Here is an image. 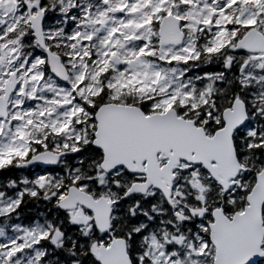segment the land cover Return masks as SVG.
<instances>
[{
	"label": "flooded vegetation",
	"instance_id": "obj_1",
	"mask_svg": "<svg viewBox=\"0 0 264 264\" xmlns=\"http://www.w3.org/2000/svg\"><path fill=\"white\" fill-rule=\"evenodd\" d=\"M260 1L264 3V0ZM203 3L204 0H0V96L4 93L6 83L11 88V94L7 97L8 101L5 107L6 116L1 117L0 121L3 120L5 123L11 124L12 127L15 125L16 120L12 116L14 99H21L22 108L28 111L25 114L28 119L26 123L28 131V138L25 142L26 151L20 155L11 150L7 153V160L0 164V197L4 196V191H7L10 196L9 198L4 196L1 201L9 200L12 202L11 207H14L15 201L23 193V182H36L38 178H46L52 173L51 165L41 167L30 164L29 160L32 156L53 149L54 152L63 153L62 159L70 157L68 156L71 155L68 151L69 147L60 144L58 137L50 130L53 126L49 118L59 112L56 108L60 107L61 109L59 101L68 98L69 100L64 101V104L67 106L75 104L81 108V111L87 112L89 117L85 120L86 124L91 123L93 126L92 116L96 107L105 104V102L116 103L111 100L117 99V91L125 88L116 85L115 88H118L110 89L108 85H105V82L110 81L115 75L123 76L122 70L127 66L128 60V65H132V61L136 65L139 59L128 58L126 60L119 51L106 58V49L104 55L107 63L95 65L92 59L94 57L102 59L100 42L105 41L112 50L122 42H126V37H123L120 31L130 27L127 23L128 20H134L132 27L145 29L149 33V36H144V38L131 36V41L137 48L144 46L154 50L157 55H143L145 58L159 61L158 55L164 49L175 50L178 47L185 53V42L190 38V51L185 53V59L177 61V64L186 69L185 77L197 78L194 83L202 86L205 76L221 75L223 70L226 71L230 65L229 61H224L227 55L224 54L221 60L218 51H203L204 38L211 37V33L201 23L210 26V22L213 20L212 16L202 17L200 11L195 10V8L204 10ZM206 10L210 13L209 8ZM226 12L228 13V9ZM262 16L264 18V10L257 18ZM164 19L178 23L179 30L183 34L180 46L158 47L160 22ZM187 24H192V29L189 27L187 29ZM250 27L259 28L261 24L256 20ZM85 34H90L88 39L84 38ZM222 50L225 52V48ZM231 51L234 55H231ZM231 51L228 53L230 58L232 56L237 58L238 55L251 56V54L237 49L236 45L235 49H231ZM49 53L58 57L64 70L61 76L56 75L53 71L48 59ZM260 57L262 58V55ZM75 59H81L86 64V72H91L92 68H100V74L95 78L77 83L72 77V61ZM237 59L240 60V57ZM162 63L170 65L173 61L162 59L160 64ZM235 63L236 59L232 60L230 70L239 77L240 72ZM206 69L213 71L206 73ZM221 83L222 81L215 79V84L208 95L212 94V89L218 93ZM89 86L91 91H81L82 87L87 89ZM95 86L98 90L93 92ZM221 92L219 91V93ZM208 95L206 92L207 97ZM40 102H42L41 105ZM144 106L148 105L144 104ZM39 107L48 110L43 112L39 110ZM171 107L176 111L184 110V106H179L177 102L173 103ZM191 115L196 116L199 113L192 112ZM79 116L80 114H73L70 117L72 131L82 126ZM16 136L17 134H14L13 138L10 137L11 140L17 142ZM6 137L8 136L6 135ZM80 141L70 143L76 147L73 150L74 153L78 152L80 146L87 142V140ZM76 144L79 146L77 147ZM8 211L0 214V220L7 217L5 214ZM197 223L188 240L192 245L188 246H198L199 241L204 240L202 223L201 221ZM1 227L8 234L15 235L20 234L25 228L24 225L16 222L5 223ZM150 234L157 245L162 243L159 231L153 230ZM1 240L2 238H0L1 246L5 247L6 244H9V242Z\"/></svg>",
	"mask_w": 264,
	"mask_h": 264
},
{
	"label": "trees",
	"instance_id": "obj_2",
	"mask_svg": "<svg viewBox=\"0 0 264 264\" xmlns=\"http://www.w3.org/2000/svg\"><path fill=\"white\" fill-rule=\"evenodd\" d=\"M218 56L223 59L222 49L219 50ZM212 71L206 69L205 72ZM226 74L218 88L221 93H216L213 89L206 102L198 104L196 109H190L188 106L178 111L184 118L193 119L195 124L203 126L210 135L221 127L219 115L215 121L210 115H206L212 112V104L216 105L215 109L219 113L231 104L235 96L247 103L249 119L246 128L252 131L238 129L232 136L236 157L245 170L230 183L226 193L208 177L202 167L184 165L175 172L176 205L168 204L160 193L154 190L144 196L132 194L122 197L133 181L142 178L130 175L123 169L111 174H104L99 169L97 165L101 154L88 141L92 135L91 126L92 129H87L88 134L84 139L87 140L86 144L53 168L54 174L47 183L39 188L35 187L31 194H23L17 205L6 214L7 219L2 222H16L26 226L32 222H42L50 228L49 235L37 244L41 252L39 264H98L93 258L92 247L102 239L107 243L105 238L111 235L126 239L132 264H148L149 258L142 254L148 246L146 237L149 232L159 231L162 243L164 239H172L170 243H166L167 249H170L176 247L173 240L184 238L188 241L198 221H201L205 240L208 241V231L204 226L211 221L212 209L220 206L227 215L242 209L245 196L253 185L254 176L264 165V98L258 99L259 104L252 107L248 98L256 92V88L241 83L233 71ZM118 102L135 104L141 106L144 111H149V108L144 106L148 101L139 99L133 87L125 90V95L120 94ZM192 112H198L199 115L193 116ZM159 162H163L161 158ZM70 184L85 185L84 190L93 196L106 195L108 198L119 200L112 208L111 230L108 234L98 233L91 221L87 222L86 226L77 224L70 214L58 209L56 201ZM4 193L9 195L7 191ZM262 217L264 225V206ZM262 249L264 250V242ZM212 253L213 249L209 247V257L205 264H211ZM255 264H264V259Z\"/></svg>",
	"mask_w": 264,
	"mask_h": 264
},
{
	"label": "water",
	"instance_id": "obj_3",
	"mask_svg": "<svg viewBox=\"0 0 264 264\" xmlns=\"http://www.w3.org/2000/svg\"><path fill=\"white\" fill-rule=\"evenodd\" d=\"M158 35L159 45H177L182 40L178 23L164 19ZM236 47L248 53L261 52L264 58V37L255 28H249L236 42ZM49 63L56 75L64 72L58 57L48 54ZM11 88L5 87L0 97V116L5 115L6 99ZM230 107L221 112L222 127L210 136L202 126H196L191 119L177 116L173 108L163 113L145 114L139 107L105 103L97 107L94 114L95 133L91 141L103 154L99 163L105 172L124 168L129 174L144 176L125 191L124 196L144 195L152 187L171 203L173 171L180 161L202 166L212 180L225 193L228 182L234 180L244 167L236 157L232 135L243 127L248 118L245 103L234 97ZM161 155L164 164L158 163ZM59 155L37 154L30 163L41 167L56 165ZM253 185L246 194L242 210L226 216L222 207L211 211L212 221L207 225L208 240L214 249L212 264H253L264 259L262 250L264 225L262 208L264 204V165L254 176ZM58 200L61 211L81 205L92 213L93 224L101 233L110 229L112 200L103 196L94 198L88 192L70 186ZM95 259L99 264H131L124 238L112 237L110 243L97 247Z\"/></svg>",
	"mask_w": 264,
	"mask_h": 264
},
{
	"label": "rangeland",
	"instance_id": "obj_4",
	"mask_svg": "<svg viewBox=\"0 0 264 264\" xmlns=\"http://www.w3.org/2000/svg\"><path fill=\"white\" fill-rule=\"evenodd\" d=\"M205 9L195 8V10L200 11V16H212L213 20L210 26L206 23H201L204 28L211 33V37L204 38L205 43L203 44L204 52H214L225 48L224 54L228 56V53L231 49H235L236 38L242 36L245 32L246 27L252 26L257 20L260 22L261 27L256 29L264 35V18L263 16L257 18V16L263 12L264 3L260 0H204ZM209 8L210 13L208 10ZM228 9V13L226 10ZM211 19V17H210ZM134 20H128V25L130 27L121 30L123 37H126V42H122L120 45H117L114 50L105 41L100 42V52L102 55L101 58L94 57L92 61L95 65L100 63H107L106 58L115 52L121 53L123 57L128 60L135 59L138 60L136 65H128L122 70L123 76L115 75L110 81L106 83L110 89H116V85L125 87H133V91L138 94V97L143 96L145 99L149 100L148 106L149 110L155 112H164L167 108L171 107L173 103L177 102L179 106L189 105L194 110L196 106L200 103H204L207 100V95L210 93V89L215 84V79L220 81L224 80V74L231 72L232 60L236 59L235 66L238 67L240 75L237 77L244 84L252 85L256 88V92L251 94L248 98L249 105L256 107L259 104L258 99L264 98V59L260 55H244L240 57V60L237 58H230L226 56L224 61H229L230 65L227 67L226 71H223L221 75H209L205 76L203 79V85L195 84V79H190L185 77L186 69H183L180 64H177V61H182L185 59V53L189 52L191 45H189L190 38L185 42V53L182 52L181 48L177 49H164L159 56L160 60H171L172 64H160V60H153L146 56L156 55L154 50L143 48H137L131 41V36H149V33L145 29L132 27ZM188 27L192 29V24H187ZM109 33V31H107ZM90 34H85L84 38L88 39ZM240 39V38H239ZM238 40V39H237ZM106 49L107 56L105 58ZM156 50V49H155ZM234 55L233 51H231ZM230 52V53H231ZM160 64V65H159ZM108 65V64H105ZM86 64L80 59H75L72 61V77L77 83H80L82 80L91 79L98 76L101 72L100 68H92L91 72H86ZM112 69V67H111ZM115 70V69H114ZM227 75V74H226ZM87 76V77H86ZM197 81V80H196ZM95 88V89H94ZM93 92L98 89L93 87ZM213 90V89H212ZM81 91H91L90 86L87 89L81 88ZM117 94V93H116ZM117 97V95H116ZM69 100L68 98L62 99L59 101V105L56 108L59 110L58 113L52 115L49 119L51 125L53 126L51 133H54L58 137L60 144L68 146L70 153L73 152L74 148L72 142L84 140L87 137V122L85 121L89 114L87 112L81 111V108L75 104L67 106L64 104V101ZM42 102H40L41 105ZM52 104V103H51ZM39 105V106H40ZM216 105L212 104L210 110L211 113H206L210 115L212 120H217L219 113L215 109ZM55 108V106H53ZM13 108V119L16 120L15 125L12 127L11 124L5 123L3 120L0 121V164L3 161L7 160V153L11 150H14L16 153L22 155L26 151V144L28 138L27 131V117L25 116L28 111L22 108L21 99H14ZM43 112L47 110L45 108H40ZM50 111V110H49ZM73 114H80L79 121L82 124L78 129L72 131V120L70 117ZM246 130L252 131V129L246 128ZM17 134L15 140H11L13 135ZM7 135L10 141H7V138L2 139L3 136ZM66 139V140H62ZM53 146L55 144H52ZM78 147L79 145L76 144ZM53 150V149H52ZM13 151V152H14ZM54 152V151H53ZM70 156V155H68ZM71 157V156H70ZM62 162V161H61ZM45 182L44 178H38L35 182L36 185H42ZM70 186V185H69ZM80 189L84 190L85 185H77ZM25 192L31 193L32 188L26 187L23 188ZM177 190L175 186L174 192ZM65 194V193H63ZM62 194V196H63ZM61 196V197H62ZM60 197V198H61ZM174 198V197H173ZM174 202H177L174 199ZM12 202L9 200H2L0 202V214L11 209ZM69 214L73 220H76L77 224L87 225V222L91 217L85 213L81 208H75L69 211ZM50 232L48 228L42 222H33L29 226H25L22 229L21 233L18 235L11 234L5 231L0 226V238L1 241H7L9 244H6L5 247L0 245V264H39V256L41 254L38 250L37 244L41 239H45ZM19 235L21 236L19 238ZM56 235V234H55ZM104 243V240H99L93 245V250L96 251V247ZM149 243L152 245L147 252L148 257H150L151 264H194V257L201 255V264L206 263V259L209 257V243L206 240H200L197 248H190L191 251L187 252L185 255H179L176 252H170L166 254L163 250L158 249L155 245V240L153 238L149 239ZM166 255V256H165Z\"/></svg>",
	"mask_w": 264,
	"mask_h": 264
}]
</instances>
